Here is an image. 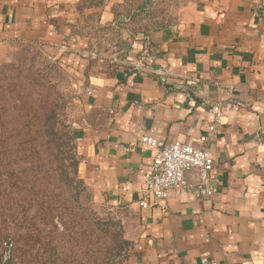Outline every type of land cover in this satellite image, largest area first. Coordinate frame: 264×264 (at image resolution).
<instances>
[{
  "label": "crops",
  "instance_id": "0c3cea01",
  "mask_svg": "<svg viewBox=\"0 0 264 264\" xmlns=\"http://www.w3.org/2000/svg\"><path fill=\"white\" fill-rule=\"evenodd\" d=\"M121 1L0 0V63L16 44H38L72 74L79 175L119 214L128 264H264V0H200L118 62L86 58L77 29L94 14L111 23ZM212 103L226 111L203 145L216 156V194L187 187L165 208H141L156 151L140 137L201 145Z\"/></svg>",
  "mask_w": 264,
  "mask_h": 264
},
{
  "label": "trees",
  "instance_id": "16d2710c",
  "mask_svg": "<svg viewBox=\"0 0 264 264\" xmlns=\"http://www.w3.org/2000/svg\"><path fill=\"white\" fill-rule=\"evenodd\" d=\"M147 4L128 14L135 18ZM66 106L56 84L33 68L0 66V163L15 177L14 163L26 159L19 171L28 197L26 236H15L6 264H128L133 242L122 221L102 219L82 202L89 188Z\"/></svg>",
  "mask_w": 264,
  "mask_h": 264
},
{
  "label": "rangeland",
  "instance_id": "374dc122",
  "mask_svg": "<svg viewBox=\"0 0 264 264\" xmlns=\"http://www.w3.org/2000/svg\"><path fill=\"white\" fill-rule=\"evenodd\" d=\"M200 0H122L114 3L115 18L111 23H102L98 14L94 19L84 20L77 29L80 37H88V42L83 55L86 58H103L110 56L111 63L118 62L124 54L134 45L144 43L150 36L169 26L176 25L185 14L188 13V5ZM148 3L145 10L135 18H131L128 12L140 4ZM160 29H157V28ZM84 37V38H85ZM15 64L33 68V71L43 81L51 80L56 84L62 96L67 100L66 117L73 126V114L75 110V89L73 87L72 74L62 66L60 58L50 48L38 44H16L11 51L9 59L0 63ZM23 124V122L21 123ZM19 149V148H18ZM19 155L25 156L19 149ZM4 159V158H2ZM26 159L18 158L15 177L8 176L0 163V264H6L10 253L11 242H15V236H26V172H20L22 166L26 167ZM56 199V198H55ZM84 205L92 208L97 215L106 219L108 217L121 220L119 214L111 210L105 204L96 200L94 193L88 189L82 197ZM35 213L33 208L31 214ZM122 221V220H121ZM12 249V247H11Z\"/></svg>",
  "mask_w": 264,
  "mask_h": 264
},
{
  "label": "built area",
  "instance_id": "2783aa9c",
  "mask_svg": "<svg viewBox=\"0 0 264 264\" xmlns=\"http://www.w3.org/2000/svg\"><path fill=\"white\" fill-rule=\"evenodd\" d=\"M135 67L142 69L139 64ZM155 73L162 77V80L167 75L162 69L156 70ZM86 91L91 92V89L87 87ZM209 111L211 117L200 137L201 145L196 146L183 141L165 143L150 134L140 137L142 143L156 151L151 169L139 191L138 203L141 208L158 206L165 208L164 202L171 191L187 187L202 196L211 197L216 194L218 191L215 177L216 156L203 145L220 134L226 111L221 103H212ZM11 247L12 245L9 247V253Z\"/></svg>",
  "mask_w": 264,
  "mask_h": 264
}]
</instances>
